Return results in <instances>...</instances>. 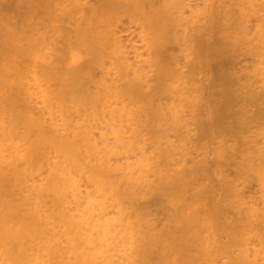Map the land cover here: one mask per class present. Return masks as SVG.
Instances as JSON below:
<instances>
[{
  "label": "rangeland",
  "instance_id": "374dc122",
  "mask_svg": "<svg viewBox=\"0 0 264 264\" xmlns=\"http://www.w3.org/2000/svg\"><path fill=\"white\" fill-rule=\"evenodd\" d=\"M1 1L0 16L2 15L1 17L6 18L0 19L3 23L0 25H4L6 29L4 26L0 28V39L2 38L0 40V50L3 51L0 52V54H2L0 55V65L3 62V56L5 54H14L13 56L16 57L17 65L28 63L30 66L37 65L38 68H41L42 61L39 60L41 58L36 60V63L35 61L32 62L27 56L29 53L38 52V54L42 56L46 54L45 52L51 55L52 52L54 53L57 50H69L65 53L66 58H69L70 55L73 54L76 55V59L72 61L70 58L65 64L68 65L67 62H71L73 65L75 64V67L78 69L82 67L85 71L87 70L89 73H87L89 80H87V77L86 81H84L86 82L85 85L87 88L90 86L88 90L95 87L96 89L92 88L94 90H90L94 92L101 88H98L100 84L105 88V84L107 83L106 89L114 88L116 91L118 90L116 93H118L119 97L117 94L116 96H112L116 103L118 98L121 97L120 99H122L125 94L124 92L128 90L127 87L131 88L130 94H134L135 101L131 102V106L129 101L128 103L124 101L126 95L123 100L119 101L124 102L126 108H124L125 106L122 102L123 105L121 103L120 105L118 104V106L122 105V108L118 107L117 104L114 107L113 105H115V103L113 104L114 101L110 99L113 101L111 105L113 109H115L111 111L112 106L107 104V111L105 108L107 115L104 111V114H100L102 118H107L109 116L112 118H109L111 121L109 119L106 121V124L110 122V126H106L102 118H99L97 125L95 124L90 131L92 134L94 133L98 136V138L100 137V142L104 137L101 136L102 132L106 131L108 127L107 133H104L105 138L107 136V140L104 138L103 140H105L104 142L106 143L110 142L108 145L106 143H104V145L106 144L105 147L110 148L111 144L113 145L111 146L112 149L115 145L118 147L117 149H123L119 147L122 145L120 144L121 140L115 142L116 137L113 135V130L119 129L122 135L121 139L125 140V142L129 140L135 141L133 137H135L136 134V137L138 135L140 136L138 138L139 140L136 141L137 144L133 142L137 152L140 150L138 153L133 152L136 151L134 148L128 152L129 155H126L122 150L119 154L115 152L116 154H111L112 161L110 160V162L112 163L113 160H115L114 163L118 162V164L125 161L122 164L126 166L128 160L131 161L129 156L134 160L136 157L143 156L142 150L144 151L146 149L144 153L148 152L146 155L151 154L147 156V159L149 158L148 162H150L146 163L150 168L147 167V170L142 169V171H144L142 174L145 178L149 172L152 177L150 175V177L147 176L151 179V184L153 183L154 185L155 183L154 187H152L153 185L151 186L150 181L144 179L143 183L145 182L146 187L144 189V186H142V184L140 185V183H142L141 180L139 183H136L137 186L135 184V191L132 193V190L130 197L129 195H123L118 200V203L122 202L124 204V206H120L122 210H120L119 206L115 205L117 199L116 201L111 200V204H107L109 209L106 207V210H104L107 211L106 217L108 216L109 218L111 215H114V217L112 216L113 220H115L116 217H121V220L119 219L121 223L123 218L126 217V220L124 219L123 222L129 223V225L131 224L127 229L123 230L122 228V234L116 229L117 233L121 236L125 234L123 236L127 238V241L123 236H118L117 233H115L116 230H112L114 232H111L113 235L115 233L116 238L121 240L117 248L118 251L120 250L119 252L121 254L118 252V256L117 251H115L116 249L113 251L114 253L111 252V256L114 254V261L120 259L119 262L116 261L114 264H128L130 258L131 261L129 264H137V262H141L140 264H154L156 262L157 264H172L174 262L173 260H177L175 262L176 264H264V0H54L55 4H52L51 2L53 1L50 0L52 4L51 7H54L50 12L51 4L48 2L49 0H34V2H32L33 0H10V3L8 2L9 0ZM11 2L13 4L15 2L16 7ZM27 2H29V4H27ZM31 2L34 3V6L30 5ZM40 2L42 4H40ZM111 3H113L112 6H110ZM56 4L58 9L55 7ZM77 4L81 5L78 7ZM59 5H61V7ZM67 5L70 8H68ZM107 6H109L108 9H106ZM6 7L8 9L12 8V10L7 11L8 9L5 10ZM2 8H5V11ZM61 8H65L63 9L64 11ZM91 8L96 10L92 9L93 11H91ZM68 10V14H74V18L70 16L69 18L66 17L67 20H65L66 18L64 19V17L67 13H63ZM76 10H78L79 13ZM90 11L93 14L91 17H89L91 14ZM29 12L31 13L30 15ZM60 12H62L61 14L63 16H60ZM17 13L18 15H16ZM68 14L67 16H69ZM10 18L12 19L10 20L12 25L8 23V19ZM59 18L61 19L59 20ZM43 19H47L49 22L46 20L44 22ZM38 20H41L43 23ZM78 21L81 22L79 23ZM85 21L89 22L87 23ZM84 22L86 24H84ZM70 23L72 26L69 25ZM6 24L8 25L6 26ZM48 25H50L51 28H49ZM66 25L69 27H65ZM81 25L85 27V32L89 31L90 26L92 27L90 30H93V33L94 29L97 30V32L95 31L97 36L95 34L89 35L91 31L84 34V30H80L83 28ZM62 26L63 30L61 28ZM45 28L48 29L49 33H58V35L48 34ZM68 28L70 30L72 29V31ZM18 29L21 31H18ZM41 29L44 34L41 32ZM11 30H14L13 33ZM58 30L63 32V34L59 33ZM25 31H27V33ZM7 33L13 36L10 35L12 39ZM19 33L24 34L22 35ZM60 34H62V36H60ZM100 34L103 36L102 38ZM66 35H69V38ZM82 35L85 36H83V41L81 39ZM104 36H106V39ZM86 37L94 38V40L89 39V41ZM96 37H99L100 40ZM113 37L118 38L115 40ZM70 38H75L73 41H75L77 45ZM47 39H50L49 42L53 45H50ZM4 40H7L9 44ZM12 40L16 42L13 43ZM84 43H86L87 47L83 45ZM8 45L10 47L13 46V49L9 48ZM123 45L125 47H123V49L120 48V46ZM66 46H68V48H66ZM97 46H100L101 50ZM113 47L114 49L112 50ZM115 47H117V49ZM16 48L18 50H16ZM26 48L28 49L26 50ZM35 49L36 51H34ZM88 49L91 51L89 52ZM121 49L125 52H120ZM4 50L6 53H4ZM111 50H115L116 52L114 51L115 53L112 54ZM50 51L52 52L50 53ZM102 51L103 54L99 53ZM135 53L138 54L136 57ZM25 54L26 56H24ZM81 54L84 55L82 56L83 58ZM111 54L112 56L114 55V58L110 56ZM116 54L119 55L118 58L125 57L131 64L126 63V60H124L125 63H122L124 62L122 58L115 60L116 56H118ZM102 55H105V58H103L105 59L104 61H102ZM97 57L100 58L98 59ZM80 58L83 59H81L83 64H78ZM25 59L26 61H24ZM8 60H10L11 63L14 62L13 57L12 59L8 58ZM117 60H121V62ZM98 61H102L103 65ZM108 61L111 63V66ZM99 66L103 67V70L99 68ZM126 66H128V69H126ZM33 67L36 68V66ZM107 67L109 71H106L108 69ZM133 68H137L138 71L136 72V69ZM89 69L94 71L90 72ZM101 71L103 73H101ZM112 71L115 73L113 74ZM117 72H121L120 76L119 74L115 75ZM100 74L102 75L100 76ZM137 74H139V76ZM111 75H113L114 78ZM140 76L142 80H139ZM92 78L95 80L97 78L98 81L95 82H100L102 80L104 82V79H106L107 82L105 81L104 85L103 82L94 84L91 83L94 82ZM125 78L130 79L128 81V79L126 80ZM114 81L120 83V85H117ZM141 81H143V83H141ZM113 83L117 86H115V84L113 86ZM122 83L124 85L123 87H121ZM124 83L127 84L125 85ZM141 84L143 85L140 87ZM130 85L134 87H130ZM116 87L118 88L116 89ZM119 88L122 89L119 90ZM145 88L146 90H144ZM140 90L141 92H139ZM120 94L123 95L121 96ZM138 95H140V97H138ZM144 95L145 97H143ZM136 98L139 100V103L136 101ZM110 100L109 103H111ZM125 100L128 99L126 98ZM145 100H147V102ZM148 100L151 102L150 104L152 106L149 104ZM144 102L145 104H142ZM157 106L160 108L157 109ZM129 107H133V109H129ZM135 107L137 109L140 107L141 111L136 109L139 112L134 111L135 114L132 112L135 110ZM109 108L110 110H108ZM118 108L129 109L127 113L131 111V116L128 118L127 113L125 111L123 112V110L119 111ZM108 111H111L110 114ZM115 111L117 115H120L121 112L124 113L122 114L125 116L123 120L126 123L128 122V124L125 123L126 128H118L122 124L118 126L121 119H115ZM112 112H114V118L111 117ZM153 112L157 114L155 115ZM134 116L137 117L135 118ZM147 116H151L152 118ZM137 118L138 121L135 122ZM113 119L118 122L115 120L113 122ZM130 119L133 121L132 123ZM101 121L103 125L100 123ZM115 123H117V126L113 125ZM135 123H142L143 127L140 128V132L137 126H133L135 127L134 129L137 127L139 131V133L134 135V131L137 130L131 127ZM137 125L139 126V124ZM98 126H103V131L100 127L101 130L97 128ZM122 126H124V124ZM123 128H125V130ZM96 129L99 130L97 131ZM99 131L102 132L100 133ZM108 131H110V134ZM131 131L133 132V136L130 138ZM124 132L127 133L125 134ZM142 134L143 136H141ZM108 136H110L109 139ZM140 144H142L143 148H140ZM121 153H124L123 156L125 155L124 158L126 159H123ZM164 156L168 159H165ZM116 157H119L118 160L121 161L119 162ZM144 159L145 158H143V160ZM151 166H153L152 169ZM156 167H158V169ZM154 170L157 175H155V172L153 173ZM179 170L182 172L183 177ZM176 171L180 177L174 174ZM161 173L166 175L163 178L166 179V181L168 180V182H165L166 184H163L164 181L160 176L164 174L161 175ZM158 174L160 175L158 176ZM147 176L146 178H148ZM178 178H180V180ZM152 179H158V184ZM178 180L179 182H176ZM161 183L163 187L160 186ZM148 185H150L151 190L148 188ZM138 187L140 188L139 191ZM151 191L153 193H150ZM158 191L159 194L157 193ZM137 192H141V194H137ZM123 198L124 200H122ZM129 206L131 209H129ZM123 209H125L124 212H122ZM132 213H134V216ZM141 216L142 218H140ZM133 222H135V225ZM149 222H151V225H149ZM125 226L126 224H123L124 228ZM125 230H127V234ZM129 230L133 231L130 232ZM140 233L142 235H140L139 238L138 235ZM145 233L147 235H145ZM133 234L134 236L136 235V238L134 236L132 237ZM143 236L145 238H143ZM132 238L135 242L132 241ZM123 239L125 241L122 242ZM143 239L147 241L145 242ZM129 241H131V243H129ZM137 241L140 242L138 243ZM150 241L154 244L150 243ZM141 243L145 244L144 247L147 246L146 248H142L144 249L142 251H140L141 249L137 250ZM164 243L166 246L168 243L169 244L167 247H164ZM170 243L172 249L169 248ZM128 244H130V247L128 246L129 251L127 250ZM107 248L106 252L108 251ZM124 251H126L125 255L123 254ZM128 252L130 257L129 255L126 256ZM131 252H133L132 256ZM142 256L145 258L143 259ZM139 257L141 260H136L137 258L140 259ZM147 258L149 260H147ZM126 259H128V262H126Z\"/></svg>",
  "mask_w": 264,
  "mask_h": 264
},
{
  "label": "bare ground",
  "instance_id": "6f19581e",
  "mask_svg": "<svg viewBox=\"0 0 264 264\" xmlns=\"http://www.w3.org/2000/svg\"><path fill=\"white\" fill-rule=\"evenodd\" d=\"M52 1L53 2H51V3L55 4L54 0H52ZM1 2L2 1L0 0V3ZM8 2L10 3V0ZM32 2H34V0ZM32 2L30 5L34 4ZM48 2L50 3V0ZM111 2H113V1H111ZM114 2H116V1H114ZM27 4H29V2H27ZM37 4H39V3H37ZM40 4H42V3L40 2ZM52 4L50 5V7L52 6ZM68 4L70 5L69 2H68ZM112 4L113 3H111L110 6H112ZM13 5L14 6L16 5L15 2ZM22 5H21V7H22ZM47 5H48V3H47ZM77 5L79 7V5H81V4H77ZM100 5H102V4H100ZM56 6H57V4L55 5V7ZM59 6L61 7V5H59ZM0 7H1V4H0ZM67 7H68V5H67ZM53 8L51 7L49 12L52 11L51 9H53ZM56 8L58 9V7H56ZM68 8H70V7H68ZM81 8H82V6H81ZM108 8H109V6H107L106 9H108ZM7 9L8 8L6 7L5 10H7ZM61 9L63 10L65 8H61ZM92 9H94V8H91V11H93ZM0 10H1V8H0ZM9 10H12V8L8 9L7 11H9ZM78 10H76V11L78 12ZM94 10H96V9H94ZM38 11H40V10H38ZM91 11H90V13H91ZM62 12H60V14ZM23 13H24V11H23ZM66 13L68 14L69 10L63 14H66ZM30 14L31 13L29 12V15ZM57 14H58V12H57ZM67 14L64 17V19L66 17L69 18L70 16H72L71 18H74L73 17L74 14L73 15L68 14L69 16H67ZM3 15H5V14H3ZM16 15H18V13ZM87 15H88V13H87ZM91 15H93V14L91 13L89 17H91ZM1 16H0V19H3L4 17H1ZM60 16H63V15L61 14ZM78 17H77V19H78ZM39 18H41V17H39ZM67 18L65 20H67ZM28 19H29V17H28ZM60 19L61 18H59V20ZM8 20H9L8 23H10V20H12V19L10 18ZM41 20H38V21H41ZM45 20L47 22H49L47 19H45ZM45 20H44V22H45ZM215 20H216V18H215ZM70 21H71V19H70ZM4 22H7V21H4ZM59 22H61V21H59ZM78 22L80 23L81 21H78ZM85 22L88 23L89 21H85ZM85 22H84V24H86ZM33 23H35V22H33ZM55 23H58V22H55ZM61 23H64V22H61ZM0 24H3L2 20L0 21ZM10 24L12 25V23H10ZM81 24H83V23H81ZM7 25L8 24H6V26ZM39 25H40V23H39ZM69 25L72 26L71 23ZM83 25H81V26H83ZM3 26L4 25H2V26L0 25V28ZM16 26H17V24H16ZM30 27H32V26H30ZM40 27H42V26H40ZM48 27L51 28L50 25H48ZM65 27H69V26L66 25ZM88 27H89V25H88ZM4 28H5V26H4ZM47 28H45V29L47 30L48 34H51V35L57 34L58 35V33H56V34L49 33ZM61 28L63 30V26ZM75 28H78V27H75ZM84 28L85 27L83 26V28L80 29V30H82V29L84 30L83 31L84 34L90 32V31L92 33L90 32L89 35L95 34L97 32V30L94 29V33H93V30H90V28H92L91 26H90L88 32H85ZM9 29H12V28H9ZM3 30H2V32H3ZM73 30H74V28H73ZM87 30H88V28H87ZM13 31H12V33H13ZM15 31H17V30H15ZM18 31H21V30L18 29ZM22 31H23V28H22ZM70 31H72V29ZM25 32L27 33V31H25ZM41 32L43 33L42 29H41ZM74 32H76V31H74ZM24 33H19V34L23 35ZM59 33L63 34V32H60V31H59ZM0 34H1V32H0ZM5 34H6V30H5ZM7 34L9 35V33H7ZM17 34H18V32H17ZM31 34H33V33H31ZM62 34H60V36H62ZM68 34H69V32H68ZM77 34L80 35L79 33H77ZM10 35H9V37H10ZM35 35H37V34H35ZM74 35H76V34H74ZM74 35H72V36H74ZM5 36H7V35H5ZM83 36L84 35L81 36L82 41L84 39ZM43 37H45V36H43ZM64 37H65V34H64ZM100 37L102 38L103 36L100 34ZM104 37L106 39V36H104ZM54 38H57V37H54ZM96 38L99 39V37H96ZM96 38H95V40H96ZM113 38L115 40H117L116 38H118V37H116V38L113 37ZM60 39H61V37H60ZM73 39H75V38H72L71 40L73 41ZM87 39L91 40L92 38L88 37ZM49 40L47 39L48 42H49ZM92 40H94V38ZM4 41L7 42V40H4ZM27 41H30V40H27ZM37 41H39V40H37ZM12 42L14 43L16 41L12 40ZM73 42H75V41H73ZM18 43H19V41H18ZM86 43H84L83 45L85 46ZM113 43H115V42H113ZM49 44L53 45V44H51V42H49ZM75 44H76V42H75ZM100 44L102 45L101 42H100ZM13 45L16 46L15 44H13ZM73 45H74V43H73ZM73 45H71V46H73ZM3 46H4V44H3ZM5 46H6V44H5ZM85 47H87V45ZM97 47L100 48V46H97ZM123 47H125V46L124 45L120 46V48H122V49H123ZM9 48L13 49V46L12 47L9 46ZM44 48L46 49L45 46H44ZM53 48H55V47H53ZM66 48H68V46H66ZM77 48H79V47H77ZM91 48H93V47H91ZM115 48L117 49V47H115ZM27 49L28 48H26V50ZM57 49H58V47H57ZM113 49H114V47L112 48V50ZM122 49L120 52L124 51ZM16 50H18V49L16 48ZM63 50H61V51L57 50L54 53L52 51H50V53L52 52L51 55L47 54L48 52H45L47 54L46 55L40 51L43 54L42 56H40V54H38V52L29 53L27 56L29 57V59H31L32 62L35 61V63H36L37 62L36 60L41 58V59H39L40 61H42L41 62L42 67L41 68H38L37 65H33V66H36V68H35L32 65L30 66V64H28V63L23 65V64H20V62H19L20 65H17L16 57L13 56L14 54L13 55L12 54H10V55L5 54L3 56L4 57L3 62L0 65V264H114L116 261L119 262L120 259L114 261V254H113V256H111V252L114 253L113 251L115 249H116L115 251H117V254L120 251V250L118 251L117 248L119 245V241H121V240L119 238L117 239L115 236V233H117L116 229H118V232L119 233L121 232L120 234H122V228H123V230L127 229L131 226V224L129 225V223L127 224V223L123 222L124 219L126 220V217L123 218L122 223L119 222L121 220L120 219L121 217L117 218L115 216L116 217L115 220L112 219V216L114 217V215H111V217H109V218H108V216L106 217L107 211H104V210H106V207H108L107 204H111V202H110L111 200L116 201V199H117L115 205L119 206V208L122 205L124 206V204L122 202H121L122 204L120 202L118 203V200L120 199L121 196L129 195V197H130L132 190H133L132 193H134V191H135L134 186L136 183H139L142 180L141 181L142 183H140V185L142 184V186H144V189H145L146 188L145 182L143 183V180L144 179H147L148 181L151 180V179H149V177L151 176L149 174V172L147 175L148 176L150 175V176L148 177L146 175L148 178H146V176L144 178L143 174H142V172H144V171H142V169L147 170V167H149V166H147L148 164L146 165V163L150 162V161L148 162L149 158L147 159V156H149L151 154L146 155L148 152L144 153V151H146L147 149L144 151L142 150L143 154L142 153L141 154L143 156L136 157V159H134V160L131 158V156H129L131 161L128 160V162L126 163L127 164L126 166H124L125 164L124 165L122 164L125 161H122L120 164H118V162L114 163L115 160H113V163L110 162L111 157H112L111 154H114L115 152H117L119 154L120 152L123 151L126 153V155H129L128 152L131 151V149H133L135 147L134 143L137 144L136 141L139 140L138 138L140 136L138 135L136 137V135H137L136 133H139V131L141 132L140 128L143 127L142 126L143 122L142 123H135L131 127L130 124L134 121L135 116L133 117V121L130 119L131 123L129 124L132 129L135 128L133 126H137L139 129V131H138L137 127H136V129H134V130H137V131H134L131 128H129L132 131H134V135L136 134L135 137H133V138H135V141L129 140V141L125 142V140H122L121 139L122 135L120 134V130L118 129V128L121 129V127L126 126L125 125L126 122L123 120V118L125 116L122 114H124L123 113L124 111L127 113V110L133 109V107H134L133 103H132L133 107L132 108L129 107V109H127V110L118 108L119 111L123 110V112H121V114H120L121 116L117 115V113H116V111H118L117 109L115 111V113H116L115 119H117V120L121 119L122 120V121L120 120V122L118 123V126H119V124H122V125L124 124V126L121 125L120 127L116 128L118 130H113V133H114L113 135L116 137L115 142H119L121 140L120 144H122V145L119 144L120 145L119 147H122L123 149H120V148L117 149L118 147H116V145L114 147L115 149L114 148L112 149L111 146H113V145H111V144H110V148L105 147L106 144L108 145V143H110V142L106 143V142H104L105 140H103V138L107 140V136L105 138L104 133L106 134L107 133L106 131L109 129L108 127L110 126V124H109L110 122H108L106 124V121H107V119L110 118V116L107 118H102V116L100 114H102V113L104 114V112L107 111L106 105L109 104V106H110L112 104V102L114 101L112 96H116V94L118 95V93H116V92H118V90L116 91L114 88L113 89H110V88L106 89L107 83L106 84L104 83L106 81V79H104L105 80L104 82H103V80L100 81L101 83L103 82V85L105 84V88H104V86H102L100 84V82H95V81H98L97 78H96V80L94 78H92L94 80V82H91V83H94V84L99 83L100 86H98V88L99 87H101V88L98 90H95L94 92H91L90 90L96 89L95 87L91 86L94 89L91 88L90 90H88L90 88V86H88V88H87L85 85V83H86L85 81H86L87 77H88L87 80H89V76H88L89 73L87 72V70L85 71L84 69H82V67L78 69L77 67H75V64L73 65L71 62L70 63L67 62L68 65H66L65 64L66 61L70 58L72 59V61L75 60L76 55L72 54V55H70L69 58L68 57L66 58L65 53H66V51H69V50H65V51H63ZM100 50H101V48H100ZM102 50H103V48H102ZM6 51H7V49H6ZM34 51H36V49ZM90 51L91 50H89V52ZM97 51H99V50H97ZM114 51H112V54L116 52V51L115 52ZM126 51H128V50H126ZM0 52H3V51L0 50ZM28 52H29V50H28ZM4 53H6L5 50H4ZM92 53H94V52H92ZM99 53L103 54V51L99 52ZM112 54L110 56H112ZM0 55H2V54H0ZM68 55H69V53H68ZM116 55H118V54H116ZM124 55H122V56H124ZM136 55H138V54L135 53V57H136ZM17 56H19V55H17ZM24 56H26V54ZM82 56H84V55L81 54V57ZM12 57H13L14 62L11 63V61L8 60V58L12 59ZM118 57H119V55L116 56L115 60L121 59V58L123 59L122 61L126 60L125 57H120V58H118ZM82 58L79 59L80 62H78V64L82 63L81 62ZM97 58L99 59L100 57H97ZM103 58H105V55H102V59ZM1 59H2V57H1ZM104 60L105 59H103L102 61H104ZM24 61H26V59ZM84 61H85V59H84ZM94 61H97V60H94ZM102 61H100V62L98 61V62L102 63V65H103ZM113 61H114V59H113ZM118 62H121V60ZM122 63H125V61ZM126 63H130V62L127 61ZM85 64H86V62H85ZM88 64H90V63H88ZM109 65L111 66L110 62H109ZM119 65H121V64H119ZM80 66H82V65H80ZM101 66H99V68H101L103 70V67H101ZM113 67H114V63H113ZM126 67H127L126 69H128V66H126ZM85 68H86V66H85ZM104 68H106V67H104ZM130 69H131V67H130ZM133 69H136V72L138 71L137 68H133ZM89 70H90V72L92 71V69H89ZM106 71H109V68ZM119 71H120V69H119ZM110 72H109V75H110ZM112 72H113V74L115 73L114 71H112ZM101 73H103V72L101 71ZM120 73L117 72L115 75L119 74V76H120ZM101 75L102 74H100V76ZM137 75L139 76V74H137ZM111 76H113V75H111ZM118 77H116V78H118ZM124 77H125V74H124ZM113 78H114V76H113ZM121 78L123 79V76ZM134 78H135V75H134ZM127 79L129 81L130 78H127ZM140 79H141V76L139 77V80ZM117 80H120V79H117ZM126 80H125V82H126ZM139 80H138V82H139ZM116 81H114V82L117 85H120V83H117L118 81L117 82ZM134 82L137 85L135 80H134ZM115 83H113V86ZM127 83H129V82H127ZM141 83H143V81H141ZM116 84H115V86H117ZM96 85H98V84H96ZM142 85L143 84H141L140 87ZM123 86L124 85L122 83L121 87H123ZM131 86H133V85H130V87ZM118 87H120V86H118ZM118 87H116V89ZM127 88H128V90L126 89L127 91L124 92L125 94L123 93L124 90L122 91V93L124 94L122 99H120L121 98L120 97V98H118L119 100L117 99V103L115 101L113 102V104L115 103V105H113L114 107L116 106V104H117V106H118V104L120 105V103L122 101L121 102H119V101L123 100L125 95H126V98L128 100H125L126 98H124V101L125 102L127 101V103L129 101L130 106H131V102L135 101L134 94L133 95L130 94L131 88H129V87H127ZM121 89L119 88V90H121ZM144 90H146V88ZM133 91H134V89H133ZM139 92H141V90ZM123 94H120V95L122 96ZM153 96H154V94H153ZM110 97H112V98H110ZM118 97H119V95H118ZM138 97H140V95H138ZM143 97H145V95ZM110 99H112L113 101ZM114 99H115V97H114ZM109 100L111 103H109ZM151 100H152V98H151ZM136 101L139 103L138 99ZM145 101L147 102V100H145ZM148 102H149V104L151 103L149 100H148ZM122 103L124 104V102H122ZM142 104H145V102ZM122 105L118 106V107L122 108L123 107ZM125 105L126 104H124V106ZM113 106H112L111 111L115 109V108L113 109ZM136 107H135V110H133L132 112H134V111L136 112L137 110H140V107L138 109ZM105 108H106V111H105ZM124 108H126V106ZM158 108H160V107L157 106V109ZM108 110H110V108ZM119 111H118V113H119ZM110 112H109V114H110ZM137 112H139V111H137ZM128 113H127V115L129 118L131 116V111H128ZM143 113H144V111H143ZM105 114L107 115V112ZM154 114L156 115L157 113H154ZM113 115H114V112H112L111 117H113ZM132 115H133V113H132ZM116 116L120 117V118H117ZM147 117H151V116H147ZM99 118H102V121L106 124V126L108 125V127L106 128V131H103V126L97 127V128L100 127L103 131V132L99 131L100 133L102 132L101 136L102 137L104 136L102 138V141H100V142H99L100 137L98 138V136H96L94 133L92 134L90 132L92 127L95 124L97 125ZM110 119H112V118H110ZM115 119H113V122ZM140 119H141V116H140ZM156 119H157V117H156ZM117 120H115V121L118 122ZM102 121L100 122L101 124H102ZM137 121H138V118L135 120V122H137ZM139 122H141V121H139ZM126 124H128V122ZM137 124H139V126ZM113 125L117 126V123H115ZM113 125H112V127H113ZM144 126H146V125H144ZM112 127H111V131H112ZM94 128H96V127H94ZM125 128H123V129L125 130ZM96 130H93V131L97 132L98 130L97 131ZM132 131L130 133V138H131V136H133ZM108 133L110 134V131H108ZM96 134H98V133H96ZM141 136H143V134ZM109 137L110 136H108V139H109ZM111 138H113V137H111ZM133 138H132V140H133ZM144 138H146V137H144ZM123 139H124V136H123ZM109 141H111V140H109ZM104 143H106V144L104 145ZM113 144H115V143H113ZM140 145H141L140 148H143L142 144H140ZM140 145H138V146H140ZM152 145H154V144H152ZM146 146H148V145H146ZM150 146H151V144H150ZM124 147H126V148H124ZM154 148H156V147H154ZM154 150H156V149H154ZM159 150H157V151H159ZM139 151L140 150H138V152ZM133 152L136 153L137 150L133 151ZM160 152H162V151H160ZM121 154L123 156L124 153H121ZM157 154H158V152H157ZM164 154H165V150H164ZM169 154H170V152H169ZM115 156H117V155H115ZM124 156H123V159H126V158H124ZM167 156H168V154H167ZM159 157H160V155H159ZM116 158L118 160L119 157H116ZM143 158H145V159L143 160ZM152 158H153V156H152ZM127 159H128V157H127ZM165 159H168V158L165 157ZM154 161H155V159H154ZM149 165H151V164H149ZM152 167L153 166H151V169H152ZM156 168L158 169V167H156ZM154 172H155V170L153 171V173ZM166 172H165V174H166ZM162 174H164V173H161V175ZM165 174L160 176V177H162V179H163L166 176ZM174 174L177 176L178 172L176 171V173H174ZM180 174L182 175V172ZM155 175H157L156 172H155ZM159 175L160 174H158V176ZM176 176H174V177H176ZM182 177H183V175H182ZM158 179L153 180V181L157 182ZM178 179L180 180V178H178ZM176 180H177V178H176ZM179 180L176 182H179ZM163 181H162L163 184H166L165 182H168V180L166 181V179H163ZM133 183H134V185H133ZM150 184H151V181H150ZM157 184H158V182H157ZM140 185H138V186H140ZM152 185H153V183L151 184V186ZM154 185H155V183H154ZM154 185L152 187H154ZM168 185H169V183H168ZM136 186H137V184H136ZM148 186H149L148 188L151 190L150 185H148ZM160 186L163 187L162 183L160 184ZM165 187H166V185H165ZM156 189H157V186H156ZM139 190H140V188L138 187V191ZM138 193L141 194V192H137V194ZM150 193H153V192L151 191ZM157 193L159 194V191ZM163 194H165V193H163ZM138 198H140V197H138ZM133 199H135V198H133ZM108 200L110 203L108 202ZM122 200H124V198ZM112 204H113V202H112ZM107 209H109V207ZM125 209H123L122 212H124ZM129 209H131L130 206H129ZM120 210H122V207L120 208ZM120 210H117V211H120ZM133 210H134V208H133ZM132 214L134 216V213H132ZM135 215H136V213H135ZM103 216H105V217H103ZM140 218H142V216ZM108 219H110V220H108ZM130 219H131V217H130ZM143 222H146V221H143ZM123 224H126L125 228L123 227ZM133 224L135 225V222H133ZM149 225H151V222H149ZM144 226H146V225H144ZM118 227H120V228H118ZM140 228H141V226H140ZM132 229H133V227H132ZM112 230H116L114 235H113V233L111 234V232H114ZM142 230H143V228H142ZM144 230H145V228H144ZM148 230H150V229H148ZM125 231L127 234V230H125ZM132 231H130V232H132ZM136 232H137V230H136ZM119 233H117L118 236L120 235ZM141 233L138 235V237L140 235H142ZM146 233H145V235H147ZM130 234H132V233H130ZM130 234H128V235H130ZM123 235H125V234H123ZM133 236H134V234L132 235V237ZM123 237L125 238V236H123ZM134 237L136 238V235ZM130 238H131V236H130ZM143 238H145V237L143 236ZM125 239L127 241V238H125ZM143 240H145V239H143ZM123 241H125V240L123 239L122 242ZM132 241L135 242V240H133V238H132ZM146 241L147 240H145V242ZM137 242L139 243L140 241H137ZM129 243H131V241H129ZM138 243H137V245H138ZM150 243H153V242L150 241ZM121 244H123V243H121ZM156 244H157V242H156ZM168 244H167V246H168ZM104 245L106 248L108 247L107 252H106V248L104 247ZM129 245L130 244L127 245V250H128ZM134 245H135V243H134ZM144 245H145L144 243H141V245L139 246V248L137 250H140V249H141L140 251L144 250L142 248L147 247V246L144 247ZM121 246H123V245H121ZM124 246H125V244H124ZM165 246L166 245L164 243V247ZM135 247H136V245H135ZM158 247H160V246H158ZM162 247H163V245H162ZM103 248L105 251L103 250ZM149 248H150V246H149ZM169 248H171V243H170ZM125 249H126V247H125ZM121 250H122V248H121ZM123 250H124V248H123ZM150 250H152V249H150ZM125 252L126 251L123 252L124 255H125ZM166 252H167V250H166ZM169 252H171V251H169ZM147 253H148V251H147ZM134 254H135V252H134ZM173 254H175V253H173ZM128 255H129V252L126 253V256H128ZM132 255H133V252H131V256ZM118 256H119V254H118ZM139 256L141 257L140 254H139ZM168 256H169V253H168ZM129 257H130V255H129ZM173 257H174V255H173ZM119 258H121V257H119ZM142 258L144 259L145 257L142 256ZM122 260H123V258H122ZM127 260L128 259H126V262H128ZM136 260H141V258L140 259L137 258ZM147 260H149V259L147 258ZM130 261H131V258H130ZM130 261H129V263H130ZM134 261H135V259H134ZM144 261H146V260H144ZM152 261H154V260H152ZM173 261H174L173 263L172 262H170V263L174 264L177 260L176 261L173 260ZM138 263L140 264L141 262H137V264ZM154 264H157V262Z\"/></svg>",
  "mask_w": 264,
  "mask_h": 264
}]
</instances>
